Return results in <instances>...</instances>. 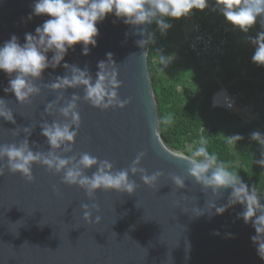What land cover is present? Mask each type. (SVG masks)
Wrapping results in <instances>:
<instances>
[{"label":"water","instance_id":"obj_1","mask_svg":"<svg viewBox=\"0 0 264 264\" xmlns=\"http://www.w3.org/2000/svg\"><path fill=\"white\" fill-rule=\"evenodd\" d=\"M35 0H0V46L13 35L25 43V34L35 35L47 16H28ZM155 23L147 25L154 33ZM99 35L89 55L82 45L69 49L55 70L42 74L39 95L20 104L13 93H5L9 76L0 71V99L13 111L15 124L0 119V145L19 144L27 137L33 152H47L50 145L41 135L45 121L63 122L58 110L45 111L48 103L75 94L81 97L78 112L81 123L70 153H89L109 160L113 170L129 169L143 153L140 168L148 175L160 172L154 186H146L140 173L129 172L136 184L133 194L100 191L89 199L85 191L62 183V174L34 164L33 179L7 171L0 176V264H264L252 243L256 235L252 224H245L243 206L230 204L232 189L214 193L188 175L185 155L168 145L161 129L157 103L148 69L150 44L143 48L137 41L148 37L135 34L132 26L109 15L97 24ZM127 33V36L125 35ZM112 53L108 61L106 53ZM51 59L52 53H48ZM114 73L121 86L117 90L124 107L100 109L83 99V88L53 92L46 85L57 76L70 74L65 63L87 70L93 83L100 71L98 62ZM14 78V76H13ZM95 169L88 170L91 175ZM183 179V187L172 177ZM261 204L264 197L258 195ZM88 204L91 219L85 221L82 205ZM96 205V207H93ZM225 208L217 214V208ZM99 217V221H97Z\"/></svg>","mask_w":264,"mask_h":264},{"label":"clouds","instance_id":"obj_2","mask_svg":"<svg viewBox=\"0 0 264 264\" xmlns=\"http://www.w3.org/2000/svg\"><path fill=\"white\" fill-rule=\"evenodd\" d=\"M213 11L218 12L225 23L233 31L248 34L257 24L264 29V0H212ZM209 7V0H35L32 13L28 16H47L42 25L37 26L35 35L25 34V43L21 45L18 37L13 35L0 46V71L9 76V84L4 88L5 93H13L20 104L30 102L33 96L40 94V87L36 82L42 80V74L48 68L55 70L64 61L69 49L74 50L76 45H82V54L89 55L90 47L97 44L99 35L97 27L109 15H113L127 26L135 29V34L147 36L148 39L138 40L136 43L143 48L154 43V36L147 31V25L155 23L161 35H166L172 27L171 21H178L189 17L195 11L203 12ZM127 36V33L125 34ZM248 42L254 47L251 57L252 63L264 67V30L257 32L255 37L248 36ZM52 53L51 59L48 53ZM108 61H112V53H106ZM161 63H166V58L161 55ZM70 74L63 77L57 76L55 80L46 85L53 92H62L69 88H83L85 102L100 109L109 107H124L118 97V89L121 84L114 73L102 72L107 68L104 61L98 62L100 71L93 83L87 67L80 69L75 65L65 63L63 65ZM14 76V78H13ZM58 96L56 102L48 103L45 111L51 113L58 110L63 122L53 121L51 124L44 122L40 125L41 135L46 138L50 150L45 152H33L29 147L28 136L31 128H24L26 138L18 145H0V165L6 161L7 171L21 174L28 181H32V167L39 164L49 171L62 174V183L67 186H76L85 191L89 199H92L98 190L115 191L133 194L136 184L129 179V172L140 173L146 186H154L162 175L155 172L148 175L140 162L143 153L137 155L129 169L113 170V164L105 159L100 160L87 152L76 156L59 155L62 149L64 153L73 151V144L78 135L81 118L78 112V102L81 97L73 95L63 106L57 108V104L63 100ZM0 119L15 124L13 111L7 106L4 99H0ZM168 122L167 120L165 121ZM242 137L237 134L228 138L229 141H238ZM251 139L264 145V136L259 131L251 133ZM205 141H200L199 147L186 156L188 163V175L202 184L205 188L211 187L213 192H219L222 188H231L230 204L239 203L243 206L240 213L244 223L252 224L256 235L252 243L256 246L258 255L264 259V204L260 203L255 188L251 191L241 178L230 172L221 162L218 164L215 155L208 152ZM201 158V159H197ZM264 166V159L258 161ZM95 169L91 175L88 170ZM5 172V167L0 166V176ZM172 180L178 187H183L184 181L179 176H173ZM96 207V205H93ZM85 221L91 219L89 205H82ZM226 209H216L217 214H223ZM99 221V217H97Z\"/></svg>","mask_w":264,"mask_h":264},{"label":"trees","instance_id":"obj_3","mask_svg":"<svg viewBox=\"0 0 264 264\" xmlns=\"http://www.w3.org/2000/svg\"><path fill=\"white\" fill-rule=\"evenodd\" d=\"M202 13L204 16L196 14L197 22H208L213 17L207 15L215 14L209 9ZM214 18L223 19L220 14ZM186 20L187 17L171 21L172 27L166 35H161L155 25V42L150 44L148 69L161 133L168 145L185 156H190L195 148L201 146L203 139L218 164L222 162L248 185L250 191L255 188L257 194L264 197V166L258 163L264 159V145L251 139L254 131L264 136V67L252 63L254 47H249L247 42L248 36L255 37L264 29H261L259 21L248 34L230 28L228 54L213 61H198L185 41ZM170 43L184 44L182 52L188 58L181 60V57H175L172 62L166 54ZM161 55L166 58V63H161ZM190 64L194 65L193 68L205 66L206 69L218 66L220 81L217 86L207 84L204 72H195L189 68ZM222 87H226L230 94H242L240 105L235 110L228 111L213 104L214 94ZM247 104L255 108L257 119L244 112L242 105ZM237 134L242 139L228 140Z\"/></svg>","mask_w":264,"mask_h":264},{"label":"built area","instance_id":"obj_4","mask_svg":"<svg viewBox=\"0 0 264 264\" xmlns=\"http://www.w3.org/2000/svg\"><path fill=\"white\" fill-rule=\"evenodd\" d=\"M229 31L230 26L224 20L212 18L208 22H197L194 33L187 36L185 41L198 61H213L228 54ZM241 97V93L230 94L226 87H222L214 94L213 104L233 111L240 105ZM242 109L249 116L258 118L251 105H242Z\"/></svg>","mask_w":264,"mask_h":264},{"label":"rangeland","instance_id":"obj_5","mask_svg":"<svg viewBox=\"0 0 264 264\" xmlns=\"http://www.w3.org/2000/svg\"><path fill=\"white\" fill-rule=\"evenodd\" d=\"M213 2H209V7L206 8V9H209V10H212L213 11ZM200 14L201 13V16H204L202 12L200 11H195L193 12L192 15H190L189 17H187V20H186V28H187V32H191L192 30H194L193 28H195V22H194V16H196L197 13ZM215 14H212V15H207V16H211V17H216V15H218L219 13L218 12H215L213 11ZM218 13V14H217ZM248 42V40H247ZM168 49H169V52L166 53V54H169V58L170 60L173 62L175 60V57L179 58L181 57V60H184L188 57H185L183 52H182V45L184 44H181V45H177V44H168ZM248 45L249 47H251L253 49V46L248 42ZM184 49V48H183ZM180 59V58H179ZM193 64H190L189 65V68H193ZM205 67V66H204ZM204 67H194V71L195 72H198L199 70H202L204 72V77H205V80L207 82V84L211 85V86H217L218 82L220 81V71H219V68L218 66H215V67H210L208 69L204 68ZM197 88H199V86H197L195 89L197 90ZM181 155H183V153H181Z\"/></svg>","mask_w":264,"mask_h":264},{"label":"crops","instance_id":"obj_6","mask_svg":"<svg viewBox=\"0 0 264 264\" xmlns=\"http://www.w3.org/2000/svg\"><path fill=\"white\" fill-rule=\"evenodd\" d=\"M216 19H218V18H216ZM218 20H224V19H218ZM194 22H195V27H196V24H197L196 16H194ZM184 29H185V36L186 37L192 35L194 33V30H195V28H193L194 30H192L190 33L187 32L188 30L186 28V22H185V28Z\"/></svg>","mask_w":264,"mask_h":264}]
</instances>
